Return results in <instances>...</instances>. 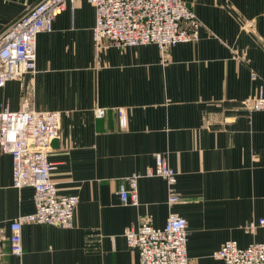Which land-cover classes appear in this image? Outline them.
I'll return each instance as SVG.
<instances>
[{
  "label": "crops",
  "instance_id": "crops-1",
  "mask_svg": "<svg viewBox=\"0 0 264 264\" xmlns=\"http://www.w3.org/2000/svg\"><path fill=\"white\" fill-rule=\"evenodd\" d=\"M39 1L0 0V32ZM181 1L201 23L198 38L161 52L96 44L94 9L77 0L37 35L36 72L0 87V109L27 100L60 114L51 181L78 197L70 228L25 223L23 252L12 255L9 224L34 211L33 191L12 187L0 147V264H139L124 230L161 228L170 213L186 220L188 264H222L213 252L225 241L263 239L264 110L245 103L264 94V0ZM157 153L180 200L168 205L165 181L143 176L138 204L122 205L119 185Z\"/></svg>",
  "mask_w": 264,
  "mask_h": 264
},
{
  "label": "built area",
  "instance_id": "built-area-1",
  "mask_svg": "<svg viewBox=\"0 0 264 264\" xmlns=\"http://www.w3.org/2000/svg\"><path fill=\"white\" fill-rule=\"evenodd\" d=\"M77 0H40L0 32V87L6 81L20 80L36 72V37L50 32L53 19L67 5ZM94 9L92 30L96 44L103 41L116 47L153 44L161 52L178 44L195 41L201 23L181 0H86ZM255 74L251 73L252 79ZM249 111L264 110V94L245 103ZM102 109L96 110L103 117ZM60 133V114L32 109L27 100L21 109H0V147L11 157V185L16 189L32 188L34 211L20 215L9 224V248L14 256L23 252L21 229L25 223H42L70 228L78 202L75 194L59 195L51 181L54 165L49 161L51 141ZM159 177L167 186L166 203L180 200L175 189L176 172L161 154H155L153 165L144 174H132L120 184L117 194L122 205L138 204V180ZM264 225V219L257 223ZM127 246L136 251L139 264H188L187 224L176 213H170L165 225L154 227L147 222L128 227L123 232ZM213 257L222 264H264V237L245 247L225 241Z\"/></svg>",
  "mask_w": 264,
  "mask_h": 264
},
{
  "label": "water",
  "instance_id": "water-1",
  "mask_svg": "<svg viewBox=\"0 0 264 264\" xmlns=\"http://www.w3.org/2000/svg\"><path fill=\"white\" fill-rule=\"evenodd\" d=\"M51 146L52 147H57L58 146V140L57 139H54L51 141Z\"/></svg>",
  "mask_w": 264,
  "mask_h": 264
}]
</instances>
